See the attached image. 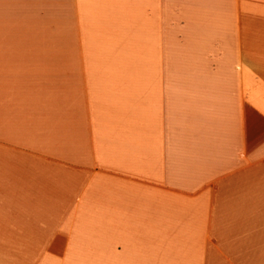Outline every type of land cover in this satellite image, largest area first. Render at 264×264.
<instances>
[{
  "label": "crops",
  "instance_id": "0c3cea01",
  "mask_svg": "<svg viewBox=\"0 0 264 264\" xmlns=\"http://www.w3.org/2000/svg\"><path fill=\"white\" fill-rule=\"evenodd\" d=\"M0 264H264V0H0Z\"/></svg>",
  "mask_w": 264,
  "mask_h": 264
}]
</instances>
